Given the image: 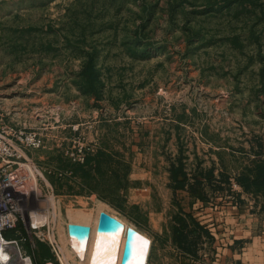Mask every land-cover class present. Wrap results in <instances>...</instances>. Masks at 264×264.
<instances>
[{"label":"rangeland","instance_id":"rangeland-1","mask_svg":"<svg viewBox=\"0 0 264 264\" xmlns=\"http://www.w3.org/2000/svg\"><path fill=\"white\" fill-rule=\"evenodd\" d=\"M0 111L43 138L7 232L31 264H120L125 247L203 264L213 237L187 216L209 233L264 168V0H0ZM101 211L123 228L117 257L95 240Z\"/></svg>","mask_w":264,"mask_h":264},{"label":"built area","instance_id":"built-area-1","mask_svg":"<svg viewBox=\"0 0 264 264\" xmlns=\"http://www.w3.org/2000/svg\"><path fill=\"white\" fill-rule=\"evenodd\" d=\"M43 145L41 134L34 129L17 127L6 120L0 111V243L7 254L6 260H0V264H11L13 254L9 248L17 247L16 240H7L2 234L14 229L16 223L28 200L25 185L31 177L30 166L24 162L23 151L26 149L37 150ZM83 161L84 155L78 151ZM232 189H237L232 183ZM38 223H33L32 228H38ZM53 242V243H52ZM51 251L58 253L54 241H48ZM21 259L30 258L21 254ZM31 263V262H30Z\"/></svg>","mask_w":264,"mask_h":264},{"label":"crops","instance_id":"crops-1","mask_svg":"<svg viewBox=\"0 0 264 264\" xmlns=\"http://www.w3.org/2000/svg\"><path fill=\"white\" fill-rule=\"evenodd\" d=\"M241 194L238 197L236 193L238 198L226 203L227 215L219 223L213 220L207 226L215 229H209L213 237L209 245L212 252L203 264H264V196Z\"/></svg>","mask_w":264,"mask_h":264},{"label":"trees","instance_id":"trees-1","mask_svg":"<svg viewBox=\"0 0 264 264\" xmlns=\"http://www.w3.org/2000/svg\"><path fill=\"white\" fill-rule=\"evenodd\" d=\"M81 76L84 78L86 84L92 88L93 83L95 81V71L93 70L92 62L90 59L85 63L84 67L82 68ZM179 175L182 176L181 180L179 179ZM170 177L174 184L175 190H182L184 188L186 175L185 173H182L180 169L172 167L170 171ZM236 183L246 193L264 196V168L261 167L256 170L255 179H248L240 176L236 179ZM187 218H189L194 229L203 230L202 232L204 234L209 235L208 231H206L198 222H196L195 219L191 217V215H188ZM175 220H177L179 226L178 228L173 229L175 244L181 250L182 253L188 251L191 252L188 248L184 247V242L187 244L186 237L182 233L183 230L186 228V225L184 224V219L180 217H176ZM7 232L9 231L4 232L2 236L3 238L9 240V238H7L8 237Z\"/></svg>","mask_w":264,"mask_h":264},{"label":"bare ground","instance_id":"bare-ground-1","mask_svg":"<svg viewBox=\"0 0 264 264\" xmlns=\"http://www.w3.org/2000/svg\"><path fill=\"white\" fill-rule=\"evenodd\" d=\"M122 230V226L113 219L108 231L104 233L95 232V240L110 249L113 257H117L121 244ZM9 250L13 254V262L11 261V264H31L28 259L23 260L20 258L21 253L17 247L12 245ZM138 252V249L135 247H125L122 252L120 264H133L134 258L138 255ZM123 253H125L124 257ZM6 257L7 254L0 243V260L5 261Z\"/></svg>","mask_w":264,"mask_h":264},{"label":"water","instance_id":"water-1","mask_svg":"<svg viewBox=\"0 0 264 264\" xmlns=\"http://www.w3.org/2000/svg\"><path fill=\"white\" fill-rule=\"evenodd\" d=\"M113 219L107 215V213L101 211L98 215V221H97V228L96 231L98 233H104L109 230V226ZM78 234L79 237L81 238L83 235V228H78ZM125 256V253H123V257Z\"/></svg>","mask_w":264,"mask_h":264},{"label":"snow or ice","instance_id":"snow-or-ice-1","mask_svg":"<svg viewBox=\"0 0 264 264\" xmlns=\"http://www.w3.org/2000/svg\"><path fill=\"white\" fill-rule=\"evenodd\" d=\"M143 244L146 246L147 245V241H143Z\"/></svg>","mask_w":264,"mask_h":264}]
</instances>
